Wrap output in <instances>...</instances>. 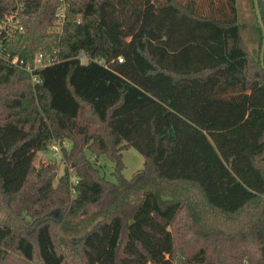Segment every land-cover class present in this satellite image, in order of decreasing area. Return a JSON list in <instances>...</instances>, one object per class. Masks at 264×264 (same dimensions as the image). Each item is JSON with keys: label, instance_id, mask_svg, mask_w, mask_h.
<instances>
[{"label": "trees", "instance_id": "obj_1", "mask_svg": "<svg viewBox=\"0 0 264 264\" xmlns=\"http://www.w3.org/2000/svg\"><path fill=\"white\" fill-rule=\"evenodd\" d=\"M255 18L247 41L237 0H0V264H264Z\"/></svg>", "mask_w": 264, "mask_h": 264}, {"label": "rangeland", "instance_id": "obj_2", "mask_svg": "<svg viewBox=\"0 0 264 264\" xmlns=\"http://www.w3.org/2000/svg\"><path fill=\"white\" fill-rule=\"evenodd\" d=\"M237 5L241 17V21L245 25L244 29V36L247 39V41H250V36L255 32L254 30V24L256 22L255 18V8L253 5V0H237ZM63 11V10H62ZM5 23L0 22V30L2 26ZM38 54L36 55V57ZM35 57V58H36ZM84 59V58H83ZM67 144L70 146L69 142L67 141ZM67 146V147H69ZM63 151L62 146L58 142H53L46 150L39 151L36 158V166L40 167L42 164L49 163L51 161H57L59 163L58 168V177L64 174L65 172V161L63 157ZM123 159L125 162V167L123 169V174L127 178H131L139 169H141L144 165V156L143 154L134 146H129L128 148H125L123 150ZM92 160L96 162L97 166L101 169L102 173L109 178L114 179L113 174L111 173L114 164L113 162L107 158L106 156H99L98 158H95V156H92ZM73 180H76L75 177H73ZM58 182V179L56 178L55 183ZM117 194V191L115 190L113 194L110 193V198H113ZM97 205H92V209L96 208ZM56 217L60 218L61 220L64 219V215L61 213H57ZM60 234H63L62 230L57 229ZM63 237H60V245L63 251L68 253L69 247L62 239ZM72 238L68 236V239Z\"/></svg>", "mask_w": 264, "mask_h": 264}, {"label": "built area", "instance_id": "obj_3", "mask_svg": "<svg viewBox=\"0 0 264 264\" xmlns=\"http://www.w3.org/2000/svg\"><path fill=\"white\" fill-rule=\"evenodd\" d=\"M8 19L11 20L12 18L9 17ZM4 23H5V24L2 26V28H3L4 26H6V23H7V22L5 21ZM2 24H3V23H2ZM82 57L84 58V54H82ZM44 58H45V56H44L42 53H39L38 56H37V57L35 58V60H34L35 65H38L40 62H42ZM120 59H122V58H120ZM47 61H48V62H51V59H50V58H47ZM12 62L23 64V65L26 66V68H27L28 70H32V65L26 63L23 59H18L17 57H13V58H12Z\"/></svg>", "mask_w": 264, "mask_h": 264}, {"label": "water", "instance_id": "obj_4", "mask_svg": "<svg viewBox=\"0 0 264 264\" xmlns=\"http://www.w3.org/2000/svg\"><path fill=\"white\" fill-rule=\"evenodd\" d=\"M254 3H255L256 12H257V15H258V18H259V22H260V24L262 26V29H263V32H264V22H263V19H262L261 14H260L258 0H254ZM263 47H264V45H263ZM262 64L264 66V60H263V58H262Z\"/></svg>", "mask_w": 264, "mask_h": 264}, {"label": "crops", "instance_id": "obj_5", "mask_svg": "<svg viewBox=\"0 0 264 264\" xmlns=\"http://www.w3.org/2000/svg\"><path fill=\"white\" fill-rule=\"evenodd\" d=\"M70 144V143H69ZM65 145H67V146H69L68 144H67V142H66V144Z\"/></svg>", "mask_w": 264, "mask_h": 264}]
</instances>
